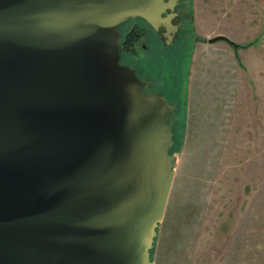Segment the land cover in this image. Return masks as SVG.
<instances>
[{
  "label": "water",
  "instance_id": "95a60500",
  "mask_svg": "<svg viewBox=\"0 0 264 264\" xmlns=\"http://www.w3.org/2000/svg\"><path fill=\"white\" fill-rule=\"evenodd\" d=\"M177 1L0 0V264H153L174 107L120 61L121 23Z\"/></svg>",
  "mask_w": 264,
  "mask_h": 264
},
{
  "label": "rangeland",
  "instance_id": "374dc122",
  "mask_svg": "<svg viewBox=\"0 0 264 264\" xmlns=\"http://www.w3.org/2000/svg\"><path fill=\"white\" fill-rule=\"evenodd\" d=\"M190 3L191 38L179 62L141 65L182 100L173 117L174 175L151 260L264 264V0ZM216 35L241 45L240 63L227 41L208 40Z\"/></svg>",
  "mask_w": 264,
  "mask_h": 264
},
{
  "label": "flooded vegetation",
  "instance_id": "af4514ba",
  "mask_svg": "<svg viewBox=\"0 0 264 264\" xmlns=\"http://www.w3.org/2000/svg\"><path fill=\"white\" fill-rule=\"evenodd\" d=\"M190 0H178L173 9H166L164 16L169 15V23L152 27L142 18H129L121 23V59L122 63L128 64L135 69L136 75L140 80L145 81L143 92L145 94L158 93L164 95L174 107V116L176 107L180 101L179 93L172 89L166 93L160 86L158 79L147 74L142 68V63L149 60L168 59L174 65L179 60L183 46L188 38H191L189 22L192 17ZM144 40V42L141 41ZM140 42L143 52L141 58L137 57L134 41ZM170 79L175 81L177 74L170 75ZM165 82V81H164ZM171 82V83H172ZM167 83V82H166ZM174 84V85H173ZM172 83V88L175 86Z\"/></svg>",
  "mask_w": 264,
  "mask_h": 264
},
{
  "label": "trees",
  "instance_id": "16d2710c",
  "mask_svg": "<svg viewBox=\"0 0 264 264\" xmlns=\"http://www.w3.org/2000/svg\"><path fill=\"white\" fill-rule=\"evenodd\" d=\"M231 46H232V48L234 49V53H235V58H236V60L240 63V57H239V55H238V49L241 47V45H239V44H237V43H234V42H232V41H227ZM247 45V44H246ZM245 45V46H246ZM178 62H179V60H178ZM175 120H176V118L174 119V122H175ZM173 128H174V124H173ZM173 145H172V147H171V149L169 150V152L170 153H173L174 151H176L177 149V143H176V141H174V135H173ZM154 247H155V241H154V245H153V247L151 248V250H150V258L152 259V254H153V249H154Z\"/></svg>",
  "mask_w": 264,
  "mask_h": 264
}]
</instances>
